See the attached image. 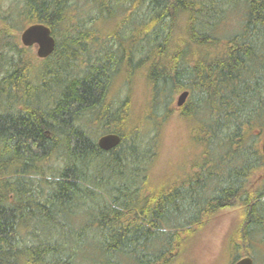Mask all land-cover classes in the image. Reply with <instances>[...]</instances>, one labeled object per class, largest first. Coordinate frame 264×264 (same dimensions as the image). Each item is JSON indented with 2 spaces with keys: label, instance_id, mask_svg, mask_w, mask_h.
<instances>
[{
  "label": "trees",
  "instance_id": "16d2710c",
  "mask_svg": "<svg viewBox=\"0 0 264 264\" xmlns=\"http://www.w3.org/2000/svg\"><path fill=\"white\" fill-rule=\"evenodd\" d=\"M14 4L0 10V264H173L182 234L234 200L248 206L242 239L264 243V184L248 186L264 163V0ZM238 5L240 29L220 40ZM20 21L49 27L47 58L27 54ZM140 72L151 105L139 117L128 84ZM186 90L176 110L201 154L156 185L158 125ZM106 133L120 142L102 150Z\"/></svg>",
  "mask_w": 264,
  "mask_h": 264
},
{
  "label": "rangeland",
  "instance_id": "374dc122",
  "mask_svg": "<svg viewBox=\"0 0 264 264\" xmlns=\"http://www.w3.org/2000/svg\"><path fill=\"white\" fill-rule=\"evenodd\" d=\"M0 6H2L0 10L13 8L15 6L14 0H0ZM238 6L237 9L229 11L215 28V36L220 40L224 41L240 29L243 23L244 7L242 5ZM116 20L104 23L103 30L108 31ZM25 25V22L20 21L21 30L25 28ZM27 54L36 56L35 48L28 47ZM120 82L114 85L113 91L115 93L119 90L122 96L129 86L128 91L133 114L140 117L145 115L143 113L150 111V90L143 72L136 73L127 87L121 86L122 83L120 84ZM179 93H171L174 113L167 117L162 124H156V127L158 125L157 138L159 143L156 158L149 167L151 181L156 185H169L175 179H178V181L184 179L185 175L193 169L189 165L200 152L199 146L193 143L190 135L191 122L182 118L180 112L176 110L178 109L176 100ZM150 125L151 123L149 125L145 124V127L151 129L152 125ZM263 139L264 134L259 139L260 150ZM263 184L264 163L255 167L248 180V186L252 188H260ZM242 205L241 202L234 200L233 204L211 213L202 224L195 226L192 232L183 233L181 241L174 248L176 257L173 264H233L235 254L244 256L245 253L251 254L254 264H264V243L260 239L262 234L253 232V237L249 242L242 239V237H245V233L241 231L243 229L242 225L245 224L244 210H241L244 206Z\"/></svg>",
  "mask_w": 264,
  "mask_h": 264
},
{
  "label": "water",
  "instance_id": "95a60500",
  "mask_svg": "<svg viewBox=\"0 0 264 264\" xmlns=\"http://www.w3.org/2000/svg\"><path fill=\"white\" fill-rule=\"evenodd\" d=\"M20 42L24 47H34L35 55L39 59L47 58L55 48V39L51 35L49 27L42 23H33L25 27L20 33ZM188 92L180 93L176 100V107L180 108L186 101ZM120 142V137L116 133H106L97 139V145L102 150H109L116 147ZM262 155L264 157V139L261 145ZM233 264H253V258L250 255L243 256Z\"/></svg>",
  "mask_w": 264,
  "mask_h": 264
},
{
  "label": "flooded vegetation",
  "instance_id": "af4514ba",
  "mask_svg": "<svg viewBox=\"0 0 264 264\" xmlns=\"http://www.w3.org/2000/svg\"><path fill=\"white\" fill-rule=\"evenodd\" d=\"M251 204H252V203H251ZM242 206H244V205H242ZM246 208H248V206H247V205H245V206H244V208H243V209H241V210H244L243 217H244V215H245V213H246ZM242 213H243V211H242Z\"/></svg>",
  "mask_w": 264,
  "mask_h": 264
},
{
  "label": "bare ground",
  "instance_id": "6f19581e",
  "mask_svg": "<svg viewBox=\"0 0 264 264\" xmlns=\"http://www.w3.org/2000/svg\"><path fill=\"white\" fill-rule=\"evenodd\" d=\"M186 91H187V90H186ZM187 92H188V91H187ZM181 93H182V92H181ZM188 95H189V93H188ZM245 189H247V188H245ZM149 191H150V190H149ZM250 194L252 195V193H250ZM250 194H249V195H250ZM251 197H252V196H251ZM251 197H250V198H251ZM253 198H254V196H253ZM243 202H245V201H243ZM251 202H252V200H251ZM252 203H253V202H252Z\"/></svg>",
  "mask_w": 264,
  "mask_h": 264
}]
</instances>
